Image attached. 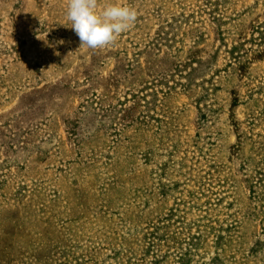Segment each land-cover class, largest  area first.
<instances>
[{
    "label": "rangeland",
    "instance_id": "obj_1",
    "mask_svg": "<svg viewBox=\"0 0 264 264\" xmlns=\"http://www.w3.org/2000/svg\"><path fill=\"white\" fill-rule=\"evenodd\" d=\"M117 2L0 0V264H264V0Z\"/></svg>",
    "mask_w": 264,
    "mask_h": 264
},
{
    "label": "clouds",
    "instance_id": "obj_2",
    "mask_svg": "<svg viewBox=\"0 0 264 264\" xmlns=\"http://www.w3.org/2000/svg\"><path fill=\"white\" fill-rule=\"evenodd\" d=\"M137 15L135 8L120 2L101 8L99 0H67L66 19L81 47L101 49L115 44L134 26Z\"/></svg>",
    "mask_w": 264,
    "mask_h": 264
}]
</instances>
